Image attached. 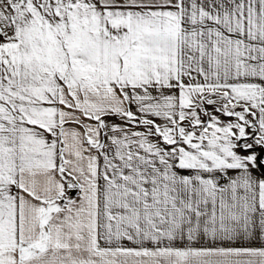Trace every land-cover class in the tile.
<instances>
[{
	"label": "snow or ice",
	"instance_id": "1",
	"mask_svg": "<svg viewBox=\"0 0 264 264\" xmlns=\"http://www.w3.org/2000/svg\"><path fill=\"white\" fill-rule=\"evenodd\" d=\"M0 264H264V0H0Z\"/></svg>",
	"mask_w": 264,
	"mask_h": 264
}]
</instances>
